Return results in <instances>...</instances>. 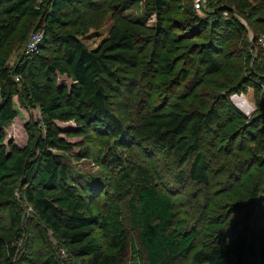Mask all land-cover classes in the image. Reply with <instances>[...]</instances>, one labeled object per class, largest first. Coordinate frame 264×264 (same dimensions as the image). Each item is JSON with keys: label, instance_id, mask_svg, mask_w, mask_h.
I'll return each mask as SVG.
<instances>
[{"label": "trees", "instance_id": "1", "mask_svg": "<svg viewBox=\"0 0 264 264\" xmlns=\"http://www.w3.org/2000/svg\"><path fill=\"white\" fill-rule=\"evenodd\" d=\"M180 1L178 9L187 3L184 17H170L169 22L167 14L178 0H0V210L11 225L0 233V264H264V183L232 205L231 215H240L233 226L216 222L201 230L178 215L175 185L162 186L161 172L151 162L156 155L172 154L178 166L187 165V171L181 168L176 174L175 183L182 184L186 176L201 186L210 183L218 157L212 162L199 140L204 130L214 132L211 124L221 117L205 107V99L193 89L213 83L210 76L223 71L220 56L228 40L235 39L244 49L243 55L232 57L243 60L242 68L233 72L248 78L239 85L237 79L213 83L226 94L227 109L247 121L230 97L251 88L258 97L264 95V49L255 61V48H250L238 18L251 25V6L227 11L219 9L224 0H216L218 7L201 16L191 0ZM142 3L144 19H157L152 28L123 15ZM82 4L103 5L120 16L94 50L80 40V31L88 28L80 21ZM24 22L28 24L18 34ZM32 31L44 32L38 50L31 55L24 51L11 66L13 49L24 47ZM204 37L205 42L195 41ZM7 45L12 48L7 50ZM187 60L189 66L182 65ZM150 72L157 99L145 97L149 100L144 106V76ZM59 76L71 85L61 84ZM187 87L192 91L187 93ZM222 92H208L209 99L218 100ZM14 97L38 108L41 121L33 145L9 155L1 141L4 129L17 118ZM187 99L198 102L187 107ZM257 103L254 119L248 122L250 131L262 126L261 136L256 140L253 135L255 140L242 153L217 151L225 160L249 157L251 166L264 162V100ZM72 121L75 131L64 133L57 125ZM230 124L219 136L229 134L225 130ZM89 132L102 139L103 154L96 159L109 173L106 177L80 173L65 160L72 150L62 135ZM93 155L87 147L76 159ZM23 202L34 211L27 223ZM32 228L42 242L51 234L69 260L50 250L23 257L20 252L27 238H33Z\"/></svg>", "mask_w": 264, "mask_h": 264}, {"label": "rangeland", "instance_id": "2", "mask_svg": "<svg viewBox=\"0 0 264 264\" xmlns=\"http://www.w3.org/2000/svg\"><path fill=\"white\" fill-rule=\"evenodd\" d=\"M41 0H38L40 2ZM180 0L173 4L170 13L167 14L168 21L170 22L172 19L176 20L177 18L182 19L184 16H181L182 12H186L187 3L184 2L182 6L178 9L179 5L176 6L178 3L180 4ZM191 5L194 1H190ZM249 4L251 6L250 11V23L242 18L238 17L243 25L246 27L247 30V42L254 49V57L255 61H257V55H260L262 50L264 49V34H261V30L264 29V0H224L221 3L219 9L224 8L227 11H234L235 8H239L244 4ZM218 2L216 0H205L204 9L202 12L197 13V15H205L209 14L215 7H218ZM83 10V17L80 18L81 22H86L88 28L80 31V40L84 43V45L89 50L96 49L101 42L108 36L110 29L117 25L120 22L118 15L114 13L112 9H108L103 5H88L82 4L79 5ZM144 4H140V6H131L129 10L123 13L124 16L129 17L132 20L139 21L143 20L148 28H152L156 25V17L151 16L147 19H144ZM229 13H224V16H228ZM172 17V19H170ZM28 22H24L23 26H21L19 33L21 34L22 31L25 30ZM43 33V31H32L30 33V37L24 47L21 49L15 48L13 49V54L10 58V65L14 66L17 62L19 55H21L24 51L26 55L27 49L29 44L32 42V37L35 34ZM260 35V42L258 40V44L255 45L256 35ZM44 38V35H43ZM227 38V37H226ZM232 38V37H231ZM16 39V38H15ZM43 40V39H42ZM197 41H206V37L203 39L195 40ZM195 42V43H196ZM190 43V42H189ZM227 48L221 50L220 61L222 62L221 67H223V71L217 74H214L211 77L213 83H229L230 80L239 81V83L245 82L248 77L242 78L241 73H236L233 70L237 68H242L243 60L240 62V59H232L233 56H240V54H244V49H239L241 44L235 42V39L228 40L226 42ZM7 45L6 49L10 50L12 47ZM239 49L237 51L236 49ZM144 49V48H143ZM184 49V48H180ZM50 52L55 51V49L50 48ZM146 53H148L146 51ZM228 53V56L225 57V54ZM239 53V54H238ZM184 56H180L183 58ZM185 59V58H183ZM232 59V60H231ZM225 62H230L228 67L225 65ZM234 62V64H232ZM188 60L183 62L182 65L189 66ZM238 63V64H236ZM180 63V67H182ZM252 67V64H250ZM238 72V71H237ZM153 72H150L148 75L144 76V79L148 82V85L144 87V95L142 99V103L144 106L147 105L148 98L154 95V99H157L155 96L158 91L153 92L152 88V81L154 80ZM238 75V76H237ZM241 78V79H240ZM240 79V80H239ZM242 80V81H241ZM59 81L61 84H65L67 86L71 85V81L63 76H59ZM191 81L188 83V87ZM213 83H202L199 87H195L193 93H197V96L200 100H204L205 107H212L214 110L218 112L221 117V120H218L216 123L211 124L214 132H208L204 130L201 134V139L199 140L200 149L204 151L205 154H208L210 159L215 160L211 166L210 176L211 180L208 185H199L191 181L189 177H185L182 184L175 183V176L177 173L180 172L181 166H178L175 162V157L172 154H167L166 156L156 155L151 159L152 164L154 165L155 169L161 172L160 176L161 185L166 186L165 184H173L175 188L172 187V193L175 194L176 199V209L179 216H182L184 219L188 221L190 225L194 227H198L201 230L206 229V227L210 224H214L216 222L224 223L228 226H233L235 221L239 219V214H233L232 205H234L237 201L244 200L251 196L254 188L256 186L262 185L264 183V162H260L259 165L251 166L249 161L251 159L249 157H242L240 159L235 158L232 160H225L228 159L225 156L222 157L218 152L224 153H234L239 154L243 151L248 150L247 146L250 145V141L253 139L256 140L262 134V126L257 127L253 131H250L251 125L250 122L254 119V113L257 110V102L264 100V88L261 94L263 97H258L254 90L251 88L247 90V92H243L241 94H234L230 97V102L233 106H235L245 118L250 120H240L236 119L235 116L227 109L226 105L224 104L226 99V94L222 92L220 88H215ZM150 85V86H149ZM187 87V93L192 91ZM161 91H159L160 93ZM208 92L215 93L214 95H220V92L223 93L221 98L215 101L213 99H209L210 96ZM191 97H192V93ZM163 96V93L159 94V98ZM224 96V97H223ZM148 97V98H145ZM189 98V96H188ZM236 99H245L250 103V111L248 113L244 112L236 104ZM182 101V100H178ZM186 101V100H185ZM188 106L190 107L191 104H197V102L192 101L191 99H187ZM209 101V102H208ZM214 101V103H213ZM14 106L17 111V118L7 127L4 129V136L3 140L1 141L9 155H16L20 150L25 149L26 147L32 146L34 143L35 138L37 137V125H39L41 121V114L38 108H31L29 107L23 100L19 99V97L13 98ZM193 102V103H192ZM213 103V104H212ZM180 105V104H179ZM186 108V106H185ZM188 109V108H186ZM230 124L229 127L225 131L229 134L227 137L222 134V137L219 136L221 133H224V126L225 124ZM58 127L62 132H69L71 130H77L76 122L72 121L69 123H58ZM264 127V126H263ZM255 135L254 138L252 136ZM62 137L68 142L71 146V154L68 155V159H65L69 165L75 167V169L80 173L84 174H100L104 177L108 176L109 173L107 170L97 162L98 157L101 158L103 154V146H102V139L100 136L89 132L86 135H78V134H63ZM227 139L229 143L224 144ZM235 144V145H234ZM254 144H251V147ZM89 147L93 150L94 158L88 160H77L76 157L79 156V153L82 149ZM222 147V148H221ZM97 158V159H96ZM246 163V164H245ZM182 169L187 171V165H185ZM164 181V182H163ZM107 182V181H105ZM23 181L20 183L22 184ZM261 183V184H260ZM171 189V188H170ZM16 197L20 200L21 195L20 192L17 191ZM25 214V220L29 222L31 216H33V209L29 205L23 202L22 206ZM93 211L96 213V207H92ZM127 216V212H125ZM10 222L8 219L5 210H0V233L6 232L10 229ZM126 226L129 228V222L126 221ZM226 227V226H225ZM33 238H27V247L24 248L23 252L20 254L23 257H28V255L33 254H44L47 250H50L53 253L59 255L62 259L69 260L66 255L65 251H62L64 248L58 244L57 240L51 235H46V241L42 242L39 239V234L37 230H31ZM32 239V241H30ZM203 242V241H202ZM201 242V243H202ZM75 262V261H71ZM77 264H84L83 261H77ZM178 264H190L189 261H181Z\"/></svg>", "mask_w": 264, "mask_h": 264}, {"label": "built area", "instance_id": "3", "mask_svg": "<svg viewBox=\"0 0 264 264\" xmlns=\"http://www.w3.org/2000/svg\"><path fill=\"white\" fill-rule=\"evenodd\" d=\"M193 1H194V9H195V11L197 13L202 12L203 9H204L205 0H193ZM43 35H44V32L35 34L32 37V42L28 46L27 54L31 55V54H33L34 52H36L38 50L39 45L43 41L42 39H44Z\"/></svg>", "mask_w": 264, "mask_h": 264}, {"label": "bare ground", "instance_id": "4", "mask_svg": "<svg viewBox=\"0 0 264 264\" xmlns=\"http://www.w3.org/2000/svg\"><path fill=\"white\" fill-rule=\"evenodd\" d=\"M236 104L244 110V112L248 113L250 111V103L245 99H236Z\"/></svg>", "mask_w": 264, "mask_h": 264}]
</instances>
